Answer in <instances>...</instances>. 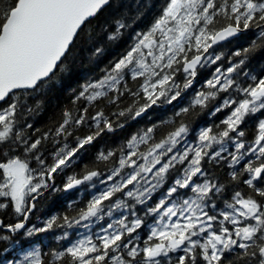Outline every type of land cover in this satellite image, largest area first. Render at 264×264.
Here are the masks:
<instances>
[{"label": "snow or ice", "instance_id": "1", "mask_svg": "<svg viewBox=\"0 0 264 264\" xmlns=\"http://www.w3.org/2000/svg\"><path fill=\"white\" fill-rule=\"evenodd\" d=\"M109 2L0 0V102L7 104V107L0 104V149L23 145L22 151L31 153L40 166L38 170L30 169L28 162L20 158L0 163L3 170L0 197L10 198L8 203L0 202V210L11 206L21 218L7 225L0 220V225L13 234L25 229L29 213L35 207L26 197L35 200L43 195L42 190L54 187L50 182L54 181L55 174L69 167L77 153L105 131L114 130L115 121L111 117L135 119L162 98L171 104L183 90L193 86L199 68L217 65L212 78L206 80V90L197 91L189 106L181 108L176 115L182 117L196 108L206 109L221 93L234 90L236 95L223 99L212 113L229 109L219 125L201 128L196 143L183 147L180 146L190 131L183 120L177 121L158 141L153 135L155 125L143 134L132 136L127 150H120L118 167L100 180L107 186L92 195L77 216H53L44 227L27 229V234L46 232L58 219L72 227L81 221L91 222L92 218L111 217L123 209L127 214L108 223L102 229L103 234L96 236L99 243L86 237L65 251L54 252L55 260L63 262L68 257L67 264H264V119L258 121L255 137L250 142L243 139L246 133L241 128L246 117L264 111V75L245 73L251 83L241 86L232 74L238 72L245 60L222 69L218 65L221 55L210 52L214 45L242 30L256 28L260 30L259 36L264 37V0H167L151 29L138 34L137 42L115 62L111 72L95 83L84 85L75 98V101H87L90 106L101 99L118 106L124 95L120 86L130 74L132 80L143 78L138 91L123 86L137 98L136 102L112 112L111 116L103 110L89 116L88 107L75 116L65 110L55 136L66 140L72 135L70 128L84 125H88L90 132L76 137L74 146L64 143L56 149L52 163H46L37 154L42 142L49 139L47 134L25 138L23 131L17 130L16 117L23 115L21 109L28 113L34 111L26 104V98L41 92L52 80L89 19ZM123 27L120 24L117 32ZM109 38L115 39V36ZM255 46L253 42L251 48L243 50L245 58ZM233 55L239 57L242 53L237 51ZM178 72L183 74L182 85L176 82ZM141 98L145 103L139 104ZM26 126L32 128L31 124ZM116 126L123 127V124ZM229 146L234 150L230 151ZM116 156L114 151L100 152L97 159L108 161ZM221 161L228 162L233 169L242 164V169L233 170L230 177L238 181L247 174L242 183L250 192L235 190L230 197L224 196L225 185L209 179L204 167L205 163ZM172 170L176 175L166 191L154 205L147 206L153 194L167 183ZM101 175L97 170H86L81 175L68 176L63 191L78 188ZM117 194L135 203L129 204ZM218 199H222V209ZM136 205H145L144 215L154 221L143 246L126 239L146 224L138 215ZM9 239L7 234L0 235V240ZM178 252L174 258L172 254ZM17 264H44V261L39 251H33Z\"/></svg>", "mask_w": 264, "mask_h": 264}, {"label": "trees", "instance_id": "2", "mask_svg": "<svg viewBox=\"0 0 264 264\" xmlns=\"http://www.w3.org/2000/svg\"><path fill=\"white\" fill-rule=\"evenodd\" d=\"M166 3L167 0H110L109 4L93 19L89 20L80 32L79 36L71 45L69 52L63 58V63L52 80L45 84L41 92L34 93L30 98H26V104L32 107L34 111L28 113L21 109L23 115L18 114L16 117L19 121L17 130H22L25 138L32 137L35 139L39 138L42 134L48 135L49 139L42 142L40 151L37 153L43 156L46 163H52V154L56 149L62 147L64 143H68L69 146H74L76 144V137H83L90 132L88 125H84L70 128L69 131L72 132V135L67 137L66 140L64 137L55 136V129L62 122V113L65 110L71 111L75 116L79 114V110L88 107L89 116L95 115L98 110H103L106 115L111 116L112 112H116L136 102L137 98L125 91L123 86L126 85L128 89L138 91L139 85L143 82V78L132 80L130 74L125 76L120 86L124 95L120 97L118 106L112 105L106 99L94 102L90 106L87 101H75V98L84 85L97 82L111 72L115 62L122 58L135 44L138 34L147 33L151 29L155 20L162 14ZM221 23H224L222 19ZM120 24H123L124 27L120 28L117 32ZM254 29H248L245 33H241L239 37L225 44L218 45L213 50L216 55H221L222 59L218 62V65L222 66L223 69L226 68L227 64L238 63L241 59L245 60V63L241 65L238 72L232 74L233 78L241 86H246L248 83H251V80L245 73L256 75L257 77L264 75V37H260V31L256 32ZM110 36H115V39H110ZM253 42H255L256 46L247 55V58H245L243 50L245 48H251ZM98 49L99 51H97ZM237 51H240L242 55L239 57L234 56L233 54ZM216 67L217 65H210L198 69V75L193 83V88L197 87L196 92L206 90V80L211 78L212 72ZM176 82L181 85L183 84L182 73H176ZM229 95L235 96L236 93L234 90H230V93H221L217 100L209 104L208 108L203 110L196 108L186 116L177 117L176 113L181 108L188 107L194 96L191 89L183 90L181 96L176 101L168 104L162 98L161 101H158L157 104L148 108L146 112L135 119L121 117L117 120L116 117H111L115 121L114 130L112 132L105 131L102 133L92 144L85 146L84 149L77 153L69 167L55 174L54 181L50 182L54 184V187L44 190V194L34 202L35 207L30 213L31 223H34L33 226L35 228H41L53 216H77L78 210L86 206L88 200L93 195L92 193L97 190V187H93L92 184L90 186L89 183H86L73 189L71 192H65L63 191V186L67 177L81 175L86 170H97L101 172L102 175L94 178L93 183L99 178L105 177L115 167H118L117 161L120 150H127V142L132 136L143 134L146 129L155 125L153 135L158 141L179 120L188 123L190 129L189 135L193 134L198 128L209 126L215 128L227 116L229 109L225 108L215 115L212 113L215 107L218 104H222L223 99L228 98ZM143 103H145V100L141 98L139 104ZM2 105L7 107V104L2 103ZM260 117V112L250 115L246 117L244 124L241 125V128L246 133L243 138L246 142L254 139ZM89 123L92 122L89 121ZM27 124H31L32 128H27ZM118 124H123V127L116 126ZM143 147L141 146L142 149ZM22 148L23 145L13 147L12 149H0V163L7 162L9 158H20L28 162L30 169L38 170L40 166L35 158L31 153L22 151ZM108 151L116 152L117 156L110 158L108 161L97 159L100 152L107 153ZM204 167L209 174V179H214L225 185V197H230L235 190H240L242 193L251 191L242 183V180L246 178L247 174L241 176L238 181L231 180L230 173L233 170H241L242 164L237 165L233 169L229 167L228 162L221 161L218 164L215 162L205 163ZM175 175L176 171L172 170L165 185L169 184ZM120 196L121 194H117V197ZM128 201L129 204L132 203L131 200ZM217 203L222 209V199H218ZM147 206H152V204L148 203ZM145 208V205H136L138 215L145 219L147 223L146 218H144ZM9 216H14L10 208L5 211H0V220H3L4 224L9 222L5 220L9 219ZM12 221L14 222L13 219ZM62 224V219H58L57 224L48 231L33 232L32 235L26 234L20 242H34L39 244L41 259L44 261V264H67L68 257H65V260L61 262L56 261L52 255L54 252L64 250V247L68 244L67 238L63 235L67 225L63 224V226H58ZM2 230L4 229L1 225L0 235L5 234ZM136 233H140L141 236L138 239L134 238L132 240L133 244L139 243L142 246V240L146 238L144 226L137 230ZM4 242L0 240L1 244ZM179 254L178 252L172 255L175 258Z\"/></svg>", "mask_w": 264, "mask_h": 264}, {"label": "rangeland", "instance_id": "3", "mask_svg": "<svg viewBox=\"0 0 264 264\" xmlns=\"http://www.w3.org/2000/svg\"><path fill=\"white\" fill-rule=\"evenodd\" d=\"M157 35H159V34H157ZM137 40H138V37L136 38L135 43L137 42ZM145 51H147V50H145ZM214 55H216V53ZM148 59L151 60V57H149ZM206 66H210V65H205L204 67H206ZM214 72H215V69L212 72V76H213ZM212 76H211V78H212ZM228 114H229V110H228L227 115ZM260 115H261L260 119H264V111L260 112ZM200 129L201 128L197 129L191 135L188 134V136L186 137V142H182V145L180 147L186 146V144H195L196 143V137L198 136V133H199ZM217 148H219V146H217ZM229 150L231 151V150H234V149H232L231 146H229ZM225 155H227V154L225 153ZM245 159H247V157ZM126 171H130V170H126ZM106 177H107V175L105 177H103V178H99L94 183L93 182H88L90 186H91V184L92 185L95 184V187H97V190L92 193L93 195L97 194L98 190H103L107 186L105 184H101L100 183V180H104V179H106ZM201 179H203V178H201ZM0 182H3V170L2 169H0ZM109 183H111V182H109ZM169 184L164 185L163 187L158 189L157 192H155L153 194L152 200L148 201V203H151L152 205H154L161 198L162 193H164L166 191V188H167V186ZM118 198L124 199L128 203H129L128 200H131L130 198H127V197H124V196H120ZM153 198H154V200H153ZM0 199H4L5 200L7 198L0 197ZM8 199L10 200V198H8ZM131 201H132V203H130V204H134L135 203V201H133V200H131ZM106 211H107V209H106ZM121 214H127V213L124 212L123 209H121V210L115 211L111 217H109L107 215H104L102 219L92 218L91 222L81 221L80 224H74L72 227H68V226L65 227L63 235L65 236V238H67L68 244L64 247V250H62V251H65L68 247L72 246L77 241L85 239L86 237H89V236L92 237L93 242L99 243L96 240V236L97 235H102L103 234L102 229L107 227L108 223H111L113 220L120 218ZM144 218H146V220H147V223L144 225V231L146 233L145 237L147 238V236L150 234V227L153 225L154 221H153L151 216H145L144 215ZM173 219H175V218H173ZM85 225H87V226H85ZM140 236H141L140 233H134L133 236L131 238H129V239H132V240L134 238L138 239ZM145 239H143L142 241H144ZM33 251H39V248H37L36 246H32V247H28V248L22 249L20 251V253H19V256L14 255L12 257V259H10V261H12L13 264H17L18 261H23L25 255H27L28 253H31ZM6 261H9V260H4L3 262H6Z\"/></svg>", "mask_w": 264, "mask_h": 264}, {"label": "flooded vegetation", "instance_id": "4", "mask_svg": "<svg viewBox=\"0 0 264 264\" xmlns=\"http://www.w3.org/2000/svg\"><path fill=\"white\" fill-rule=\"evenodd\" d=\"M254 31L259 32L260 30L255 28ZM214 48L211 49L210 52H213ZM228 66H230V64H227L226 68ZM226 68H224V69H226ZM190 89L192 90L193 94H195L197 87L193 88V86H192L191 88H189L187 90H190ZM42 191H43V194H44V190H42ZM32 195H35V194H32ZM39 197H41V196H37V198L35 200H31V196H28V197H26V200H28L31 204H34V202ZM0 202L8 203L9 199L8 198L5 199V200L4 199H0ZM9 208L13 212L14 216L13 217L9 216L8 217L9 219H5L6 221H9V222H6L5 225L14 224V223L18 222L21 219L19 216H17L15 214L14 209L11 206ZM5 210H8V209H5ZM5 210H0V211H5ZM12 219L14 220V222L12 221ZM33 225H34V223H31V218H30V213H29V218L25 222V229H22V230L16 232L15 234L9 233V232H5L4 230H2L3 233H5V234L10 236V239L8 241H5L3 244L0 243V262H3L4 260H10V259H12V257L14 255L19 256L20 251L22 249H25V248H28V247L36 246L37 248H39V252L41 251L40 247H39V244H37V243H34V242L21 243L20 242L21 239L24 238L23 236L27 234V229L33 228ZM5 249H7V251H5Z\"/></svg>", "mask_w": 264, "mask_h": 264}, {"label": "water", "instance_id": "5", "mask_svg": "<svg viewBox=\"0 0 264 264\" xmlns=\"http://www.w3.org/2000/svg\"><path fill=\"white\" fill-rule=\"evenodd\" d=\"M108 4H109V3H108ZM108 4H107V5H108ZM107 5H106V6H107ZM106 6H104L103 8H105ZM103 8H102V9H103ZM102 9H101V10H102ZM101 10H100V11H101ZM100 11H99V12H100ZM99 12H98V13H99ZM91 19H93V18H90L89 20H91ZM247 30H248V29H247ZM247 30H242V31L238 32L235 36L229 37L227 40L222 41V42H220L219 44L214 45L213 47L218 46V45L225 44V43H227V42H229V41H231V40H233V39L239 37L241 33H245ZM210 51H211V49H210ZM2 103H3V102H0V104H2ZM72 190H73V189H72ZM72 190H69V191H67V192H71ZM0 226H1V225H0ZM21 230H22V229H21ZM4 231L7 232L6 229H4ZM19 231H20V230H19Z\"/></svg>", "mask_w": 264, "mask_h": 264}]
</instances>
